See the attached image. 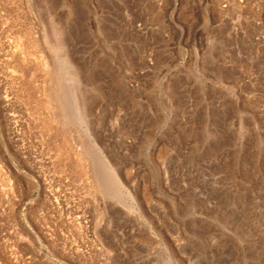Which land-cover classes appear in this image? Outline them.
<instances>
[{
	"label": "rangeland",
	"instance_id": "rangeland-1",
	"mask_svg": "<svg viewBox=\"0 0 264 264\" xmlns=\"http://www.w3.org/2000/svg\"><path fill=\"white\" fill-rule=\"evenodd\" d=\"M0 264H264V0H0Z\"/></svg>",
	"mask_w": 264,
	"mask_h": 264
},
{
	"label": "bare ground",
	"instance_id": "bare-ground-1",
	"mask_svg": "<svg viewBox=\"0 0 264 264\" xmlns=\"http://www.w3.org/2000/svg\"><path fill=\"white\" fill-rule=\"evenodd\" d=\"M27 38V37H26ZM34 43V42H33ZM32 45V47H34L33 45H35V48H37V46H36V44H31ZM28 46V45H27ZM35 48H33V49H35ZM21 50V49H20ZM32 50V49H31ZM23 51V50H22ZM24 52V51H23ZM19 54V53H18ZM23 54H25V53H23ZM28 54H30V52L28 53ZM32 55V54H31ZM24 56H26V54L24 55ZM27 56H29V55H27ZM20 57V56H19ZM26 58H23V61L25 60ZM31 59H33L32 57H31ZM22 60V59H21ZM26 60H28V59H26ZM37 60V59H36ZM35 60V61H36ZM20 61V60H19ZM23 61H22V63H23ZM34 61V62H35ZM21 62V61H20ZM20 64V63H19ZM42 64V63H41ZM45 64V63H44ZM61 65H60V67H59V72L57 73V74H55V76H54V79L56 80V89L55 90H57V101L59 102H57V104L58 105H60L61 106V108L62 107H64L65 106V104L66 103H68L69 101H71L70 103H72V101H73V103H74V108L72 109V108H70V111H69V114H67L66 115V117H67V119H69L70 121H74V120H76L77 121V123H78V125H76V126H78V127H82L83 125H84V115H83V113L84 112H81V111H83V110H80L82 107H80L79 106V104L80 105H82L78 100V98H77V96H76V92H77V90H78V88H77V81H78V79H77V72H76V69H74V67H73V65L72 64H70L66 59H61V63H60ZM18 66H22V65H18ZM43 66H45V65H43ZM48 67V66H47ZM46 67V68H47ZM43 68V67H42ZM44 69V68H43ZM35 70V69H34ZM40 70V69H39ZM44 70H46V69H44ZM47 74V73H46ZM33 75H34V73H33ZM52 77V76H51ZM27 80V79H26ZM30 80H28V82H29ZM27 82V83H28ZM52 82H53V80H52ZM67 85V86H66ZM30 86V85H29ZM28 86V87H29ZM65 86L66 87H68V90H63V87L65 88ZM27 87V86H26ZM31 87V86H30ZM33 87V86H32ZM27 89H29V88H27ZM36 89V88H35ZM32 91H33V89H32ZM31 92V91H30ZM30 94V93H29ZM80 97V96H79ZM47 99V98H46ZM41 101V100H40ZM48 101V100H47ZM43 102V101H42ZM79 102V103H78ZM40 105V104H39ZM53 105V104H52ZM73 105V104H72ZM40 109V108H39ZM43 109V108H42ZM51 109V108H50ZM49 109V110H50ZM67 109V108H66ZM64 110H65V108H64ZM52 112V111H51ZM66 113H68L67 112V110L65 111ZM53 117H54V115H52ZM51 116V117H52ZM50 121V120H49ZM49 121L47 122V123H49ZM52 121V120H51ZM56 123V122H55ZM50 125V124H49ZM48 129V128H47ZM61 129V128H60ZM65 129V128H64ZM46 130V129H45ZM47 131V130H46ZM62 132V131H61ZM59 135V134H58ZM63 141V140H62ZM62 145V144H61ZM63 148V147H62ZM64 150V149H63ZM81 161V160H80ZM101 168H102V170H103V172H99V176H98V179H97V184H96V189H97V191L99 192V193H101V195H103V196H106V193L107 192H113L112 194H111V196H114V194L117 196V195H119V194H121L122 192H121V189H120V187H119V185H118V183H117V180H116V178H115V174H114V172H113V170H112V168L105 162V160L103 159V161H101ZM81 165V164H80ZM77 167V166H76ZM81 168H82V166H81ZM74 170V169H73ZM78 171V170H77ZM83 174V173H82ZM77 175H79V174H77ZM116 184V188H113L112 189V187H113V185H115ZM95 192H96V190H95ZM128 209L129 208H132V206L131 205H129L128 207H127Z\"/></svg>",
	"mask_w": 264,
	"mask_h": 264
}]
</instances>
